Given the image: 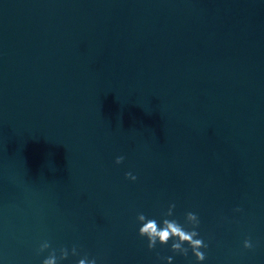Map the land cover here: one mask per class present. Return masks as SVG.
Segmentation results:
<instances>
[{"label":"water","instance_id":"obj_1","mask_svg":"<svg viewBox=\"0 0 264 264\" xmlns=\"http://www.w3.org/2000/svg\"><path fill=\"white\" fill-rule=\"evenodd\" d=\"M52 250L264 264V0H0V264Z\"/></svg>","mask_w":264,"mask_h":264},{"label":"clouds","instance_id":"obj_2","mask_svg":"<svg viewBox=\"0 0 264 264\" xmlns=\"http://www.w3.org/2000/svg\"><path fill=\"white\" fill-rule=\"evenodd\" d=\"M124 157L119 156L116 158V163L120 164L123 161ZM127 178L136 180V177L131 173L125 174ZM171 208H175V204L170 205ZM236 211H241V209H236ZM189 219H196V214L192 212L186 213ZM138 219L141 221H146L139 228V235L141 237H146L148 240V248L154 249L157 244V237L160 242L167 244L171 239L173 243L171 244V250L176 253V250L183 248L184 251L181 253L184 256H187L188 251L183 245V242H188L192 248V252L197 260V262H202L206 259L204 252L200 249H207L208 245L204 243L203 239H193V237L198 236L199 233L193 230H186L179 222L175 220H164L162 224H157L155 219H147L144 214H139ZM198 226V225H197ZM44 247H50L48 242L44 243ZM253 245L250 240L246 239L244 241V248L250 249ZM63 256L60 258L62 260L68 257L67 250L62 249ZM168 261H172V257H167ZM42 264H57V257L55 256V250H52V253L43 260ZM78 264H85V260L81 259L78 261ZM91 264H96L95 258L91 259Z\"/></svg>","mask_w":264,"mask_h":264}]
</instances>
